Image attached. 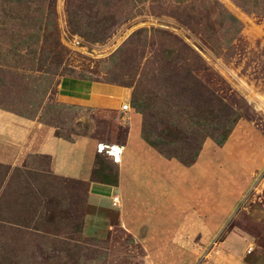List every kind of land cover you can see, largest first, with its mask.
<instances>
[{
	"label": "rangeland",
	"instance_id": "obj_1",
	"mask_svg": "<svg viewBox=\"0 0 264 264\" xmlns=\"http://www.w3.org/2000/svg\"><path fill=\"white\" fill-rule=\"evenodd\" d=\"M62 78L111 87L109 106L57 103ZM0 111L96 146L138 132L161 159L208 169L202 200L225 223L163 238L168 254L128 233H79L57 200L81 205L84 186L27 158L0 163V264H264V0H0ZM121 163L95 151L94 179L116 184ZM229 235L243 258L220 245Z\"/></svg>",
	"mask_w": 264,
	"mask_h": 264
},
{
	"label": "crops",
	"instance_id": "obj_2",
	"mask_svg": "<svg viewBox=\"0 0 264 264\" xmlns=\"http://www.w3.org/2000/svg\"><path fill=\"white\" fill-rule=\"evenodd\" d=\"M110 93H113L111 87L105 84L62 78L54 95L57 103L104 109L110 104ZM124 150L126 154H122V163L117 168V182L109 185L93 177L96 145L91 139L67 140L37 118H22L0 111V163L20 167L27 165V158L47 159L52 176L84 186V192H80L84 196L81 205L65 203L66 199L57 200L60 214L70 215L79 222V233L95 237L128 233L133 244L142 247L144 253H152L156 245L159 247L156 252L168 254L171 247L162 242L163 238H171L174 233H183L186 239L202 238L205 233H218L222 229L224 221L214 219L223 213V207L209 213L202 200L209 185L208 169L198 163L183 167L161 159L145 146L138 132L129 133ZM189 172L193 174L191 179L187 177ZM231 185L226 181L217 184L222 191L225 188L231 191ZM114 197H118L115 205ZM177 201L184 205L179 219ZM52 213L59 217L56 211ZM241 240L237 235H229L220 245L227 253L241 259L245 252Z\"/></svg>",
	"mask_w": 264,
	"mask_h": 264
},
{
	"label": "built area",
	"instance_id": "obj_3",
	"mask_svg": "<svg viewBox=\"0 0 264 264\" xmlns=\"http://www.w3.org/2000/svg\"><path fill=\"white\" fill-rule=\"evenodd\" d=\"M128 109H129V106L126 103L123 104L121 107L122 111H127ZM123 150H124V146L115 145V144H97L96 146V151L99 154L107 155L116 164H119L121 162V156H122ZM116 203H118L117 197L113 199V204L115 205Z\"/></svg>",
	"mask_w": 264,
	"mask_h": 264
},
{
	"label": "trees",
	"instance_id": "obj_4",
	"mask_svg": "<svg viewBox=\"0 0 264 264\" xmlns=\"http://www.w3.org/2000/svg\"><path fill=\"white\" fill-rule=\"evenodd\" d=\"M218 144H221V143H218ZM107 184V183H106Z\"/></svg>",
	"mask_w": 264,
	"mask_h": 264
}]
</instances>
